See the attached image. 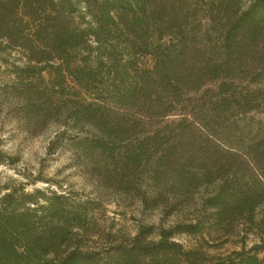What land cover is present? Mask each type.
Returning a JSON list of instances; mask_svg holds the SVG:
<instances>
[{"label":"trees","instance_id":"trees-1","mask_svg":"<svg viewBox=\"0 0 264 264\" xmlns=\"http://www.w3.org/2000/svg\"><path fill=\"white\" fill-rule=\"evenodd\" d=\"M0 65L32 115L64 102L115 182L200 192L195 223L96 250L89 204L8 189L0 264H264V240L213 261L175 241L264 222V0H0Z\"/></svg>","mask_w":264,"mask_h":264},{"label":"rangeland","instance_id":"rangeland-1","mask_svg":"<svg viewBox=\"0 0 264 264\" xmlns=\"http://www.w3.org/2000/svg\"><path fill=\"white\" fill-rule=\"evenodd\" d=\"M16 56L13 53L10 63ZM140 64L148 68L151 60L143 58ZM4 69L0 65V193L8 189L26 193L39 190L89 204L93 208L89 214L91 232L82 237V243L96 250L125 244L141 227L152 228L149 239L156 240L161 229L195 223L200 216L197 189L182 193L180 186L148 182L144 174L132 182H115L108 177L111 167L105 166L97 154H86L76 145L84 127L71 128L64 102L52 108L48 104L49 114L44 117L32 115L18 98L23 96L22 86L12 88V79ZM254 117L264 120L263 116ZM176 118L169 117L165 122ZM256 220V225L241 222L226 233L213 228L198 236L177 235L175 241L213 261L262 242L264 222L260 216Z\"/></svg>","mask_w":264,"mask_h":264}]
</instances>
